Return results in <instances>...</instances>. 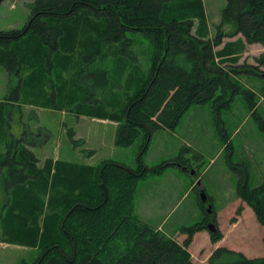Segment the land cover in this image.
<instances>
[{"label":"trees","instance_id":"1","mask_svg":"<svg viewBox=\"0 0 264 264\" xmlns=\"http://www.w3.org/2000/svg\"><path fill=\"white\" fill-rule=\"evenodd\" d=\"M28 6L31 13L22 29L0 30V65L9 83L15 82L11 99L18 105L50 108L40 98L57 88L49 76L60 64L62 71L72 65L76 73L77 67L101 57L123 60L132 44L128 32L144 34L154 54L146 78L118 116L100 101L95 103L99 111L82 114L116 122L114 144L120 147L130 146L142 133L135 168L113 160L89 166L46 159L39 166L32 148H42L45 141L35 142L24 128L15 138L0 126V231L9 234L0 242L39 247L32 264H194L188 247L196 233L207 230V216L183 227L186 238L179 243L134 215L139 181L172 166L187 170L188 164L177 157L149 168L143 155L152 135L174 130L191 106L212 101L215 111L228 109L235 95L242 96L264 132L254 93L233 81L242 72L264 78L258 72L264 51L255 58L256 65L238 64L246 44L264 47V0H226L212 36L202 0H35ZM227 26L232 30L224 31ZM85 72L83 68L78 79L103 86L108 82L106 70ZM33 96L39 99L33 101ZM93 152L87 150L88 155ZM248 179L245 172L237 197L264 227V182L251 187ZM198 205L205 211L203 203ZM210 234L213 242L221 238L218 231ZM208 264H264V256L247 258L218 247Z\"/></svg>","mask_w":264,"mask_h":264},{"label":"rangeland","instance_id":"2","mask_svg":"<svg viewBox=\"0 0 264 264\" xmlns=\"http://www.w3.org/2000/svg\"><path fill=\"white\" fill-rule=\"evenodd\" d=\"M34 1L2 0L0 30L22 29L31 13L28 5ZM225 1L202 0L211 36L214 26L220 22ZM229 30L231 26L224 28V31ZM127 37L132 44L123 60L101 57L85 67L74 68L77 74L72 65L68 71H62L60 64L59 70L49 76L57 88L50 90L49 96L40 98L49 103L51 111L35 106L32 110L14 103L11 96L15 82L9 83L0 65V118L5 120L0 126L15 138L25 129L35 142L45 141L42 148L35 151L40 166L45 158L59 153L77 164L97 166L101 161L113 160L136 167V155L143 142L141 132L130 146L120 147L114 144V138L112 141L114 129L111 125L86 123L91 119L77 121L82 114L99 111L96 101H100V106L110 105L108 110L118 116L128 97L146 78L154 48L142 33L128 32ZM263 51L264 47L259 44L247 46L238 64L244 68L256 65L255 58ZM83 68L89 74L106 70L108 82L103 86L93 79H78ZM258 72L264 73V66L259 67ZM233 81L254 93L255 112L264 120V78L242 72L233 75ZM32 98L33 101L39 99ZM74 133L82 135L85 141L76 146L73 140L78 139ZM87 150L94 152L88 155ZM177 157L187 162V170L172 166L161 175H148L139 181L134 193L135 217L150 228L176 238L182 235L183 227L201 222L207 216L221 238L211 241L207 230L193 236L188 251L194 264H208L210 255L218 247L241 252L247 258L263 257L264 227L258 223L252 209L237 197L238 184L245 172L251 187L264 182V132L242 96L235 95L231 106L219 111L214 110L212 101L191 106L174 130H159L152 135L143 161L152 168ZM200 190L210 202V213L198 205ZM3 199L4 186L0 178V207ZM239 208L240 214L236 215ZM7 235L0 231L1 238L8 239ZM183 241L180 238V242ZM39 255V247L0 242V264H32Z\"/></svg>","mask_w":264,"mask_h":264},{"label":"crops","instance_id":"3","mask_svg":"<svg viewBox=\"0 0 264 264\" xmlns=\"http://www.w3.org/2000/svg\"><path fill=\"white\" fill-rule=\"evenodd\" d=\"M238 37H240V35H237V37L236 38H238ZM235 38V39H236ZM235 39H233V40H230V39H226V40H224V42L223 43H225V42H230V41H234ZM223 45V44H222ZM247 46H249V45H247L246 44V47H245V52H246V49H247ZM221 47L222 46H220V47H218L217 48V50H219V49H221ZM244 52V53H245ZM26 108H29V109H32V110H35V108H33L32 106H27ZM39 110V109H38ZM42 110H48V111H51L50 110V108H42ZM79 119H91L90 121L91 122H86V123H89V124H94V123H101L102 125H111L112 127H113V132L115 133V127L117 126V123L116 122H114V121H110V120H104V119H98V118H93V117H88V116H80V117H77V121L79 120ZM77 126V125H76ZM114 133L112 134V141H113V138H114ZM74 136L76 137V139H78V140H81V141H85V139L86 138H84V137H82V135H77L76 133H74ZM114 142V141H113ZM40 149V148H39ZM38 149V150H39ZM37 149H33L32 148V151H33V153L35 154V151H36ZM93 150V149H92ZM35 156H36V154H35ZM37 157V156H36ZM37 159H38V157H37ZM46 159H52V160H64V161H68V159H66V158H63V157H61V155L58 153V154H56L55 155V157H53V158H50V157H48V158H45L44 159V161L46 160ZM38 161H39V159H38ZM39 165V164H38ZM40 166V165H39ZM200 234H202V232H198V233H196L194 236H196V235H200ZM184 236L185 235H179V236H177L175 239L179 242V243H181L180 242V238H182V241H183V239H184Z\"/></svg>","mask_w":264,"mask_h":264},{"label":"water","instance_id":"4","mask_svg":"<svg viewBox=\"0 0 264 264\" xmlns=\"http://www.w3.org/2000/svg\"><path fill=\"white\" fill-rule=\"evenodd\" d=\"M200 198H201V200H200L201 203H203V204L207 203L208 199H207L206 194L203 191L200 192ZM207 212L208 213L211 212L210 206L207 208ZM206 228H207V231L212 233V234H215L217 232V228L213 223L208 224L206 226Z\"/></svg>","mask_w":264,"mask_h":264},{"label":"flooded vegetation","instance_id":"5","mask_svg":"<svg viewBox=\"0 0 264 264\" xmlns=\"http://www.w3.org/2000/svg\"><path fill=\"white\" fill-rule=\"evenodd\" d=\"M209 206H210L209 201H207V203L204 204V208H205L206 211H207V208H208ZM210 208H211V207H210ZM210 223H211V222L208 221L206 225H208V224H210Z\"/></svg>","mask_w":264,"mask_h":264}]
</instances>
